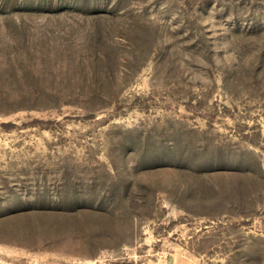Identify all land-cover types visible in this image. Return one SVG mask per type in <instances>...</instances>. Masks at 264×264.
Here are the masks:
<instances>
[{
    "label": "rangeland",
    "instance_id": "rangeland-1",
    "mask_svg": "<svg viewBox=\"0 0 264 264\" xmlns=\"http://www.w3.org/2000/svg\"><path fill=\"white\" fill-rule=\"evenodd\" d=\"M264 264V0H0V264Z\"/></svg>",
    "mask_w": 264,
    "mask_h": 264
},
{
    "label": "crops",
    "instance_id": "crops-1",
    "mask_svg": "<svg viewBox=\"0 0 264 264\" xmlns=\"http://www.w3.org/2000/svg\"><path fill=\"white\" fill-rule=\"evenodd\" d=\"M107 264H135L132 262H112V263H107ZM161 264H180V262L177 259H170V258H166L165 260L162 261Z\"/></svg>",
    "mask_w": 264,
    "mask_h": 264
}]
</instances>
